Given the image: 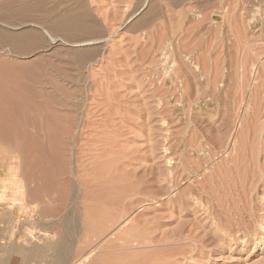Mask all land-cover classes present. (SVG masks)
I'll use <instances>...</instances> for the list:
<instances>
[{
    "label": "rangeland",
    "instance_id": "374dc122",
    "mask_svg": "<svg viewBox=\"0 0 264 264\" xmlns=\"http://www.w3.org/2000/svg\"><path fill=\"white\" fill-rule=\"evenodd\" d=\"M71 2L0 0V95L12 102L14 115L18 109L27 120L16 115L15 123L21 124L16 123L15 149H25L24 142L33 152L26 146L15 158L16 186L25 200L32 191L34 197L45 192L33 199L38 209L46 205L38 212L55 209L43 198L56 189L48 194L60 196L57 206L73 200L58 214L79 213L84 220L78 218L79 224L94 225L90 231L99 228L101 245L124 232V252L102 258L106 264H264V0ZM196 62L201 71L195 70ZM32 143L43 151L40 161ZM243 146L248 149L243 170L255 176L254 185L245 189L236 172L224 177L228 161ZM43 157L47 162L41 164ZM29 165L39 166L33 168L39 172L35 175ZM251 166L255 172L249 176ZM66 171L71 176L62 177ZM41 172L51 186L38 178ZM31 174H38L34 183L45 182H37L41 194L34 192ZM84 176L103 182L101 188L86 181L92 183L84 184L82 193L78 185L85 183ZM57 178L70 182L63 181L64 187ZM95 184L102 194L96 193L110 200L124 194L122 221L118 216L112 219L116 224L108 220L103 205L94 209ZM2 190L0 184V196ZM4 202L0 244L11 240L20 260L19 252L30 246L31 209L12 202V223L6 226L1 222ZM85 205L96 211H86ZM45 220L46 229L51 221ZM101 221H110L109 226L100 228ZM55 230L61 234L63 227Z\"/></svg>",
    "mask_w": 264,
    "mask_h": 264
},
{
    "label": "bare ground",
    "instance_id": "6f19581e",
    "mask_svg": "<svg viewBox=\"0 0 264 264\" xmlns=\"http://www.w3.org/2000/svg\"><path fill=\"white\" fill-rule=\"evenodd\" d=\"M44 1V0H43ZM48 1V0H47ZM7 2V1H6ZM42 2V1H41ZM70 2H71V0H70ZM72 3V2H71ZM76 3V2H75ZM56 7V6H55ZM69 8V7H68ZM74 8V7H73ZM58 10H59V8H58ZM53 11H54V9H53ZM57 11V10H56ZM70 12V11H69ZM72 12H74V11H71V13ZM54 13V12H53ZM74 14V13H73ZM76 17V16H75ZM72 19H73V17H72ZM64 24V23H63ZM62 24V25H63ZM56 25V24H55ZM61 26V25H60ZM57 27H58V25H57ZM29 37V36H28ZM31 37V36H30ZM10 38H12V37H10ZM16 38V37H15ZM6 39H7V37H6ZM20 39V38H19ZM13 41V40H12ZM16 41V40H15ZM13 43H14V41H13ZM18 44V43H17ZM14 46H16V45H14ZM193 62V61H192ZM197 63V62H196ZM195 64V63H194ZM201 67H203V66H201ZM201 67H199L198 66V63H197V65H196V67H195V70H197V71H201ZM193 68H194V66H193ZM177 70H179V69H177ZM175 71V70H174ZM196 71V72H197ZM203 71V70H202ZM173 72V71H172ZM205 72V70L203 71V73ZM175 73V72H174ZM177 73V72H176ZM178 73H180L179 71H178ZM177 73V74H178ZM177 74H175V75H177ZM179 75V74H178ZM201 75H203V74H201ZM200 76V75H199ZM186 77V76H185ZM204 77V76H203ZM202 77V78H203ZM182 78V77H181ZM205 78V77H204ZM179 79V78H178ZM186 83H187V81H186ZM2 85V84H1ZM186 85V84H185ZM3 87V86H2ZM5 88V87H4ZM8 89V88H7ZM5 91V90H4ZM3 91V92H4ZM10 91H11V89H10ZM8 92V91H7ZM1 94V93H0ZM7 94V93H6ZM5 99V100H4ZM12 100H13V98H12ZM15 102V101H14ZM13 102V103H14ZM17 102V101H16ZM15 102V103H16ZM12 102L9 100V99H7L6 97H5V95H4V93L2 94V95H0V184L2 185V188H3V190H2V195L0 196V204L2 203V202H4V201H6V202H4V204H5V212H3V215L1 216L2 217V223L3 224H5L6 226H9V224H11L12 223V221H11V223H10V216H12V210H13V204H12V202L13 203H15L16 205H22V203H26V206L29 208V209H31V216H30V222H31V230H30V232L32 233L31 234V236H30V238H29V242H27V244L26 245H28V243H29V245L30 246H27L26 248H24V249H22L20 252H19V256L21 257L20 258V260L19 259H16L15 258V254H16V249H15V247H14V245L13 244H10V241H9V238H10V235H9V238H8V241H9V243L7 244V243H5V244H3V243H1L0 244V264H106L107 262H105L104 260H102V258L103 259H105L106 257H109L110 255H111V253L113 254V252H114V254L116 253H122V252H124V242H125V239H124V232L121 234V235H117V236H114L115 237V239H112L110 242H107V243H105L104 245H101V243H103V242H100L99 240V235L97 236V232H98V230H99V228H98V230H93V231H90V229H92V227H94V225L93 226H91V224L90 225H87V224H83V226H82V224H79V220H78V218H80V214L79 213H74L75 211H73V209H70V211H72V213L70 212V213H68L69 215H66V217H62V216H60L59 214L61 213V211H63V208H62V206L63 205H68L67 203H71L72 201H70V202H66L65 201V204H63L62 206H60L61 205V203H60V205H58L57 206V204L60 202V198L59 199H55L58 195L56 194V197H55V193H56V189L54 190V189H50V190H52V192H54L55 191V193H54V196L53 195H51V194H48V193H50V192H47V195L45 196L46 198H43V199H47L46 201L47 202H51V203H47L45 200H44V203L46 202L47 203V205L49 206V205H52L53 203H52V201L54 202V204H56V207H59V209H56V207H55V205L54 206H52V207H55V209H51L50 207L51 206H49V208L50 209H47V211H46V209H45V211L44 212H38V210L41 208H39L38 209V206H39V204H38V206L36 205V202H35V200H33V199H35L39 194L38 193H40V191H38L39 189H41V187L44 185V183L46 182V181H48V180H44V179H46V178H48V176L46 177V176H44V177H46V178H44V179H42L43 178V176L42 175H44V172H43V174H42V172L40 173L41 174V176H40V174H39V177H38V174H37V177L38 178H40V180L42 179V180H44L43 182H40V180L38 179L37 180V182L39 181L40 183H43L42 184V186L40 185V183H38L37 184V182H36V180H34L35 181V183H36V186H35V183L32 181V179H34L36 176H32V174H31V176L32 177H30L31 179L29 180V181H31V182H33L34 183V192H38L37 194L38 195H36L35 197H34V194H33V191H32V195H33V197L34 198H32L31 199V202H26V201H29V199L31 198V196H29L30 194H31V192H30V194H27V197L29 198H27L26 200H25V193H24V191L22 190V188L21 187H17L16 185H17V183H18V181H17V176H16V167H15V158H16V153L18 154V152H17V150L15 149V147L17 146L16 145V142L18 141H16V130H17V126H16V123L18 122V121H16V123H15V119H17V114L19 115L18 117H20L21 115H20V113H19V111H18V109L17 108H15V109H17V114H15L14 115V113H13V109H12ZM19 105V104H18ZM14 107V106H13ZM20 110H21V108H20ZM24 111V110H23ZM23 111H20V112H22L23 113ZM16 113V112H15ZM21 118V117H20ZM243 118V117H242ZM21 119H24V118H21ZM20 119V120H21ZM19 120V119H18ZM26 119H24L23 121H25ZM27 121V120H26ZM32 121V120H31ZM241 121V120H240ZM245 121V120H244ZM20 122V124H21V121H19ZM19 122H18V124L17 125H20L19 124ZM23 123V122H22ZM25 124H26V122H24ZM242 124H243V122H242ZM29 125V127H30V124H28ZM32 125V124H31ZM27 126V125H26ZM35 126H36V124H35ZM242 126V125H241ZM245 127V126H244ZM247 127H249V126H247ZM255 127H257V126H255ZM255 127H253L254 129H255ZM23 128V127H22ZM22 128H18V130H20V129H22ZM31 128V127H30ZM36 129V128H35ZM258 129H259V127H258ZM23 130V129H22ZM21 130V131H22ZM28 130V129H27ZM242 130V129H241ZM253 129H251V132L253 133V131H252ZM257 129H255L254 131H256ZM37 131V130H36ZM243 131V130H242ZM18 132V131H17ZM248 133H249V131H247ZM259 132V131H258ZM245 133V132H244ZM257 133V132H256ZM256 133H255V135H256ZM18 134V133H17ZM21 134V133H20ZM22 134H23V132H22ZM26 134V133H25ZM31 134H34V133H31ZM241 134V133H240ZM250 134V133H249ZM248 134V135H249ZM254 134V133H253ZM260 134V133H259ZM19 135V134H18ZM35 135V134H34ZM252 135V134H251ZM26 136V135H25ZM240 136V135H239ZM253 136V135H252ZM252 136H250V137H252ZM257 136V135H256ZM19 137H20V135H19ZM18 137V138H19ZM44 137V136H43ZM247 137V136H246ZM32 138V137H31ZM35 138H36V136H35ZM35 138H34V140H35ZM40 138V137H39ZM257 138H260V137H257ZM257 138H254L255 140H257ZM38 139V138H37ZM240 139V138H239ZM244 139H245V137H244ZM251 139V138H250ZM253 138L251 139V140H254ZM27 140H29V139H27ZM241 140V139H240ZM240 140H239V142H240ZM247 140L249 141V139H248V137H247ZM254 140V141H255ZM260 139H258V141H259ZM42 141H44V140H42ZM41 141V142H42ZM242 141V140H241ZM245 141V140H244ZM254 141H250V142H252V144H253V146L252 147H250L249 146V144H248V146L251 148V149H253L254 148ZM258 141L257 142H255L256 143V145L258 144ZM27 141L25 140V143H26ZM29 142V141H28ZM31 142V141H30ZM29 142V143H30ZM243 142V141H242ZM245 142H247V141H245ZM22 143V142H21ZM20 143V144H21ZM24 143V142H23ZM22 143V146H25V149H27L29 146L26 144V145H24ZM33 143H34V141H33ZM32 143V145L34 146H32L31 144H30V146L31 147H33V148H38V147H35V145ZM35 143H37V142H35ZM39 143V142H38ZM246 144V143H245ZM245 144H244V146H245ZM251 144V143H250ZM16 145V146H15ZM38 145V144H37ZM41 145V144H40ZM247 145V144H246ZM26 146H27V148H26ZM210 146H211V144H210ZM244 146L242 147L243 148V150L240 148H237V150H235L236 152L238 151V157H236V158H232L231 160H229L228 161V164H230L231 165V168H228V170L227 171H225V173H224V177H229V176H226L227 175V172H236V176H239V177H241L240 179H241V181L242 182H244L243 184H244V189H245V186H246V188L248 187L247 185H251V184H253L254 183V181H255V179H254V181H253V177L255 178V176H253V174L251 175V173L252 172H255V171H253V167L254 166H256L255 164H253L254 163V161L252 162V164L254 165L252 168H251V172H249L248 174H249V176L250 177H248L247 176V172L246 171H244L243 169H244V166H243V164L242 163H244V159H243V157H245L246 155H244L243 156V154L245 153V151L246 150H248L247 148H244ZM258 146V145H257ZM18 148H19V145L17 146ZM31 147H30V149H31ZM256 147V146H255ZM22 148V147H21ZM23 149V148H22ZM18 150L19 152H21V151H23V150H25V149H23V150ZM34 149V151L39 155V152H41L40 150L41 149H39V151H37V149L35 150ZM251 149H249V150H251ZM29 150V148L26 150V151H28ZM33 150V149H32ZM234 150V149H233ZM242 150V151H241ZM256 150V149H255ZM259 150V149H258ZM26 151H24L22 154H27V152ZM30 151V150H29ZM251 151H253V150H251ZM250 151V152H251ZM43 152V151H42ZM41 152V153H42ZM256 152V154H257V152L258 151H255ZM254 152V153H255ZM29 153H33V152H29ZM40 153V155H42ZM19 154H21V153H19ZM250 155H251V153H249ZM256 154H254V156H251V158H253V157H255V155ZM40 155L39 156H37L36 155V157L35 158H37L36 160H39L40 161ZM45 155V153L43 154V156ZM236 155V154H235ZM31 156V155H30ZM33 156V155H32ZM47 156V155H46ZM258 156V155H257ZM34 157V156H33ZM51 157V156H50ZM241 157H242V159H241ZM249 157V156H248ZM35 158L33 159V160H35ZM46 158V157H45ZM48 158V157H47ZM250 158V159H251ZM27 159V158H26ZM25 159V160H26ZM29 159V158H28ZM43 159H44V157L42 158V160H41V164H42V162H44L43 161ZM50 159V158H49ZM30 160V159H29ZM45 160V159H44ZM48 160V159H47ZM50 160H52V159H50ZM56 160V159H55ZM59 159L57 158V161H58ZM248 160V159H247ZM253 160V159H252ZM252 160H250V161H252ZM258 160V159H257ZM38 161V162H39ZM243 161V162H242ZM31 162V161H30ZM35 162H37V161H35ZM47 161H45L44 163H46ZM49 162V161H48ZM53 162H54V160H53ZM226 162V161H225ZM257 162V161H256ZM24 163V162H23ZM50 163H52V161H50ZM55 163H58V162H55ZM245 163H247V162H245ZM244 163V164H245ZM249 163V162H248ZM29 164V163H28ZM31 164V163H30ZM32 164H34L33 162H32ZM41 164H40V168H41ZM53 164V163H52ZM76 164V163H75ZM36 165H39V164H36ZM35 165V166H36ZM190 165V164H189ZM247 165H249V164H247ZM224 166H225V164H224ZM223 166V167H224ZM32 168V165L30 166L29 165V168ZM37 168L39 167V166H36ZM36 167H34V165H33V168L35 169ZM57 167H61V166H57ZM57 167H55V168H53L54 170V172L57 174L58 172H57ZM77 167V166H76ZM98 167V166H97ZM188 167V166H187ZM227 167V166H226ZM248 167V166H247ZM32 168V169H33ZM62 168V167H61ZM61 168H59V169H61ZM191 168V167H190ZM249 168V167H248ZM31 169V170H32ZM33 169V170H34ZM56 169V170H55ZM58 169V170H59ZM103 169V168H102ZM101 168H100V170H102ZM223 169V168H222ZM227 169V168H226ZM226 169H224V170H226ZM24 170V169H23ZM37 170V169H36ZM36 170H34L33 172L35 173V172H37ZM41 170H43V169H40V171ZM63 170V169H62ZM220 170V169H219ZM224 170H222L223 172H224ZM244 172H243V171ZM247 170V169H246ZM256 170V169H255ZM45 171V170H44ZM51 172H52V168H51V170H50ZM50 171H48L47 170V172L48 173H46L47 175L48 174H50L49 176H51V172ZM91 171V170H90ZM95 171V170H94ZM104 171L105 170H102V172L104 173ZM249 171V170H248ZM39 172V171H38ZM54 172H52V173H54ZM61 172V171H60ZM60 172H59V174H60ZM64 172V171H63ZM74 172V171H73ZM76 172H79V171H76ZM81 172V171H80ZM84 172V171H83ZM83 172H81L82 174L81 175H83L84 173ZM90 173L89 171H85V174L84 175H86L87 174V176H88V173ZM189 172V171H188ZM25 173V172H24ZM66 174H63L62 175V173H61V176L63 177L64 175H67V176H71V174L69 175V174H67L68 172L66 171L65 172ZM99 173H100V171H99ZM109 173V172H108ZM180 173V172H179ZM221 173V172H220ZM74 174H76L75 172H74ZM78 174V173H77ZM76 174V175H77ZM80 174V173H79ZM91 174V173H90ZM94 174V173H93ZM105 174H106V176L108 175L107 173H106V171H105ZM230 174V173H229ZM35 175H36V173H35ZM95 175V174H94ZM100 175H102V174H100ZM100 175L99 176H97V175H95V176H97V177H100ZM180 175V174H179ZM23 176H25V175H23ZM52 176H54L55 178H56V176H55V174L54 175H52ZM60 176V175H59ZM58 177L59 179H62V177ZM104 175H102V177H103ZM106 176H104V177H106ZM220 176V175H219ZM253 176V177H252ZM37 177H36V179H37ZM53 177V178H54ZM65 177V176H64ZM77 177H82V176H77ZM89 177V176H88ZM101 177V178H102ZM103 177V178H104ZM107 177H110V176H107ZM221 177V176H220ZM50 178V177H49ZM53 178H52V180H53ZM57 178V181L58 182H60V181H62V183H63V185L64 184H67V183H65V182H63V181H65L66 179H68V178H66L65 180H59ZM71 178V177H70ZM70 178H69V182H70ZM83 178V177H82ZM85 178H87V177H85L84 176V179ZM93 178H95L94 176H93ZM100 178V179H101ZM238 178V177H237ZM51 179V178H50ZM72 179V178H71ZM89 179V178H88ZM98 179V178H97ZM109 179V178H108ZM113 179V178H112ZM221 179V178H220ZM54 180H56V179H54ZM54 180H53V182H54ZM73 181L75 180V178H73L72 179ZM71 180V181H72ZM76 180H77V178H76ZM79 180H81V178L79 179ZM79 180H77V182L79 181ZM90 180H93V179H90ZM89 180V181H90ZM96 180V179H95ZM218 180V179H217ZM237 180H239V179H237ZM29 181L26 183V185H28V183H29ZM49 181H51V180H49ZM49 181H48V184H50L49 186H51L53 183L51 182V183H49ZM85 181V183H83L82 185H78V187L79 186H82V190H83V192L82 193H84L85 191V189H86V187L84 186V184H88V180L87 179H85L84 180ZM83 181V182H84ZM86 181H88V182H86ZM103 181V180H102ZM111 181H113V180H111ZM240 181V180H239ZM25 182V181H24ZM66 182H68V180H66ZM68 182V183H69ZM79 182H82V181H79ZM105 182V181H104ZM242 182H239V183H242ZM57 185L56 186H59V184L60 183H57V182H55ZM54 183V184H55ZM74 183V182H73ZM90 183H92V182H90ZM89 183V184H90ZM93 183H99V185H100V183L102 184L103 182H94V180H93ZM224 183V182H223ZM231 183H233V181H231ZM48 184H46V185H48ZM71 184V183H70ZM80 184V183H79ZM87 185V186H90V185ZM104 184H106V183H104ZM211 184V183H210ZM213 184H215L216 186L217 185H219V186H221V183L219 184L218 183V181H216V182H214ZM257 184V183H256ZM30 186L32 185L33 186V184L32 183H30L29 184ZM37 185H40L41 187L38 189V186ZM63 185H62V187H63ZM73 185V184H72ZM75 186H76V183L74 184ZM92 185V184H91ZM96 185V184H95ZM254 185V184H253ZM31 186V187H32ZM97 187H96V191H95V194H97L96 192L98 191L97 190V188L99 189V186L98 185H96ZM203 186V185H202ZM218 186V187H219ZM45 187V186H44ZM55 187V186H54ZM60 188H61V185L59 186ZM64 187H65V185H64ZM66 187H67V185H66ZM94 187V186H93ZM93 187L91 188V187H89V190H90V188L92 189V190H94L93 189ZM108 187V186H107ZM107 187H106V189H107ZM203 187H206V186H203ZM27 189L29 188V186H27L26 187ZM35 188H37L36 190L37 191H35ZM43 188V187H42ZM46 188V187H45ZM55 188H57V187H55ZM75 188V187H74ZM100 188H101V185H100ZM102 188H104V187H102ZM111 188V187H110ZM120 188V187H119ZM215 188V187H214ZM242 188V187H241ZM250 188V187H249ZM29 189H33V188H29ZM47 189V188H46ZM59 189V188H58ZM57 189V190H58ZM64 189H66V188H64ZM75 189H80V188H77V186H76V188ZM105 189V188H104ZM202 189V188H201ZM200 189V190H201ZM204 190L206 189V191H210V193H211V191H212V189H213V186H212V189H211V187H207V188H203ZM43 190V189H42ZM54 190V191H53ZM88 189H87V191H89ZM92 190H91V192H92ZM110 190V189H109ZM242 190V189H241ZM45 191V190H44ZM49 191V190H48ZM59 191V190H58ZM60 191H62V190H60ZM59 191V192H60ZM102 191H103V189H102ZM202 191V190H201ZM8 192H10L11 193V195H9V193ZM28 192V191H27ZM26 192V193H27ZM51 192V193H52ZM62 192H64V190L62 191ZM62 192H60V193H58L59 195L62 193ZM78 192V191H77ZM77 192H74V193H77ZM90 192V191H89ZM90 192V193H91ZM29 193V192H28ZM66 193V192H65ZM93 193V192H92ZM98 193H101V191L99 192L98 191ZM41 194V193H40ZM43 194H45V192H43ZM39 195V196H44V195ZM53 194V193H52ZM63 194V193H62ZM68 194V193H67ZM66 194V195H67ZM86 194V193H85ZM94 194V196L92 197L91 195V197H92V199L93 200H91L93 203H95L94 204V209H99L100 207H101V205H103L102 207H104V210H105V213L106 214H104V215H107V219L109 220V219H116V218H118L120 215H121V213L122 212H124V204H123V195H120V194H116L115 195V197L112 199V200H110L109 199V197L107 198V197H102L101 195H95ZM102 194V193H101ZM65 194H63V196H64ZM69 195V194H68ZM77 195V194H76ZM75 194H74V197L76 196ZM79 195H80V193H79ZM83 195V194H82ZM93 195V194H92ZM103 195H104V193H103ZM126 195V194H125ZM72 196V195H71ZM85 196H87L88 197V194L87 195H85ZM106 196V195H105ZM113 196V195H112ZM121 196L123 197V198H121ZM58 197H60V196H58ZM57 197V198H58ZM79 197V196H78ZM81 197H83V196H81ZM80 197V198H81ZM39 198H41V197H39ZM41 198V199H42ZM73 198V197H72ZM62 199V198H61ZM91 199V198H90ZM33 200V201H32ZM37 200V199H36ZM63 200L64 199H62L61 200V202L63 203ZM65 200H67V201H69L68 199H67V197H66V199ZM77 200V199H76ZM88 200V199H87ZM86 200V201H87ZM86 201H85V203H86ZM34 202H35V204H34ZM38 202H40V203H42V205H44L43 204V201H39V199H38ZM56 202V203H55ZM75 202V201H74ZM82 202H84L83 201V199H81V203ZM91 202V203H92ZM31 203V204H30ZM89 203V202H88ZM92 203V204H93ZM78 204V203H77ZM83 204V203H82ZM87 204V203H86ZM91 204V205H92ZM73 204L71 203V205L70 206H72ZM88 205V204H87ZM45 207H46V205H44ZM64 206V207H65ZM69 205H68V207H70ZM80 206V205H79ZM86 206V205H85ZM85 206H82L83 208L85 207ZM89 206H90V204H89ZM93 206V205H92ZM44 207V208H45ZM68 207H66V208H68ZM74 207V206H73ZM78 207V206H77ZM82 207H79L80 209L82 208ZM44 208H41V209H43L44 210ZM66 208H64V209H66ZM85 208H87L86 209V211L87 210H89L90 209V211H91V209H92V207L90 208V207H88V206H86ZM85 208L84 209H82V212L84 213V211L83 210H85ZM89 208V209H88ZM61 209V210H60ZM79 209V210H80ZM94 209H92L93 211H96V210H94ZM126 209V208H125ZM56 210H57V212H56ZM59 210V211H58ZM65 211V210H64ZM68 211V210H67ZM78 211V210H77ZM90 211H88V212H90ZM98 211V210H97ZM60 212V213H59ZM80 212V211H79ZM81 212V213H82ZM59 213V214H58ZM63 213V212H62ZM61 213V214H62ZM92 213V212H91ZM95 213V212H94ZM93 213V214H94ZM99 214H100V212H98ZM103 213V212H102ZM85 214V213H84ZM84 214H83V216H84ZM120 214V215H119ZM15 216V215H14ZM58 216H59V218H58ZM79 216V217H78ZM85 216H86V214H85ZM84 216V217H85ZM118 216V217H117ZM121 216H123V215H121ZM47 217V218H46ZM49 219L48 221H51L50 222V224L48 225V226H46V229H45V227H43L44 225L41 223V220L42 219ZM50 218L51 219H54V220H50ZM99 218V217H98ZM105 218V217H104ZM104 218L102 219V220H104ZM120 218V220L122 221L123 219V217H119ZM57 219L59 220V221H57ZM82 218H80V220H81ZM87 219V218H86ZM85 219V220H86ZM106 219V220H107ZM45 220V221H46ZM83 220V219H82ZM97 220V222H98V219H96ZM96 220H95V224L97 223L96 222ZM105 220V221H106ZM116 220H118V219H116ZM116 220H112L111 222H113V223H117L116 222ZM13 221H14V219H13ZM84 221V220H83ZM19 222V221H18ZM47 222V221H46ZM45 222V223H46ZM91 222V221H90ZM103 221H101V223H102ZM108 222V221H107ZM83 223V222H82ZM89 223V222H88ZM98 223H100V221L98 222ZM108 223H110V221L108 222ZM108 223H102V225L100 226V228L102 227V226H105V224H108ZM113 223L111 224V225H113ZM39 224H41V225H39ZM48 224V223H47ZM60 224H61V229H62V227H63V231H62V233L61 234H59L55 229L56 228H58L59 229V227H60ZM38 225L39 226H41V227H43V228H40V227H38ZM43 225V226H42ZM100 224H97V226H99ZM122 225L124 226V224L122 223ZM121 225V226H122ZM96 226V227H97ZM106 226H109V224L108 225H106ZM38 227V228H37ZM115 227V226H114ZM11 228V227H10ZM40 228V229H39ZM109 227H107V229H108ZM123 228V227H122ZM13 229V228H12ZM21 229H22V227H21ZM42 229V230H41ZM44 229V230H43ZM87 229V230H86ZM95 229V228H94ZM101 230V229H100ZM102 230H105V229H102ZM112 230V229H111ZM130 230V229H129ZM38 231V232H37ZM57 233H56V232ZM61 231V230H60ZM94 231H96L95 233H93ZM108 231V230H107ZM110 231V230H109ZM29 232V233H30ZM100 232V231H99ZM104 232H106V231H104ZM115 232V231H114ZM135 232H136V230H135ZM10 233H11V231H10ZM101 233V232H100ZM112 233H113V231H112ZM56 234H59V235H56ZM92 234H93V236L94 237H96V239L94 240V239H92V237H90V236H92ZM99 234V233H98ZM106 234H107V232H106ZM120 234V233H119ZM116 235V234H115ZM38 236V240L36 239V237ZM128 236L129 237H127V238H132L133 236H132V234H130L129 232H128ZM143 236V235H142ZM110 237V236H109ZM126 238V239H127ZM11 239V238H10ZM27 239V238H26ZM92 239V240H91ZM142 239H144V238H142ZM33 240V241H32ZM106 240V239H105ZM140 240V239H139ZM28 241V240H27ZM130 241V240H129ZM23 242V241H22ZM106 242V241H105ZM126 242H127V240H126ZM131 243V242H130ZM129 243V244H130ZM127 244V243H126ZM23 245H24V243H23ZM131 245V244H130ZM132 246V245H131ZM25 247V246H24ZM20 249V248H19ZM114 249V250H113ZM126 251V250H125ZM98 254H100V255H98ZM113 254V255H114ZM121 255V254H120ZM99 257H100V259H99ZM121 257V256H120ZM113 258V257H112ZM116 258H119V257H116ZM142 258V256L139 258V259H141ZM107 260H108V258H107ZM106 260V261H107ZM119 261H120V259H119ZM121 262V261H120ZM123 262V261H122ZM116 264V263H115ZM117 264H118V262H117ZM123 264H124V262H123Z\"/></svg>",
    "mask_w": 264,
    "mask_h": 264
}]
</instances>
